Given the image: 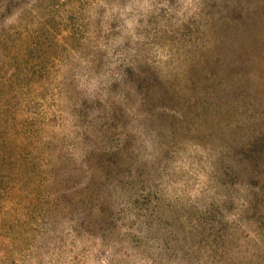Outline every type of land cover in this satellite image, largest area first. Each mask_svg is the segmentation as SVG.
Listing matches in <instances>:
<instances>
[{"label":"rangeland","instance_id":"374dc122","mask_svg":"<svg viewBox=\"0 0 264 264\" xmlns=\"http://www.w3.org/2000/svg\"><path fill=\"white\" fill-rule=\"evenodd\" d=\"M0 264H264V0H0Z\"/></svg>","mask_w":264,"mask_h":264}]
</instances>
